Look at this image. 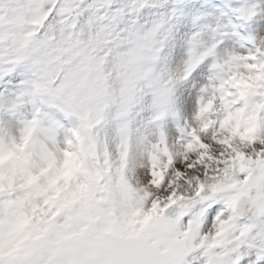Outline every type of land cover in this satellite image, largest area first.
Returning a JSON list of instances; mask_svg holds the SVG:
<instances>
[{
    "label": "snow or ice",
    "instance_id": "1",
    "mask_svg": "<svg viewBox=\"0 0 264 264\" xmlns=\"http://www.w3.org/2000/svg\"><path fill=\"white\" fill-rule=\"evenodd\" d=\"M0 264H264V0H0Z\"/></svg>",
    "mask_w": 264,
    "mask_h": 264
}]
</instances>
